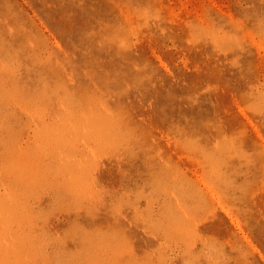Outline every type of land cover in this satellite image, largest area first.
Wrapping results in <instances>:
<instances>
[{
    "label": "rangeland",
    "instance_id": "obj_1",
    "mask_svg": "<svg viewBox=\"0 0 264 264\" xmlns=\"http://www.w3.org/2000/svg\"><path fill=\"white\" fill-rule=\"evenodd\" d=\"M0 264H264V0H0Z\"/></svg>",
    "mask_w": 264,
    "mask_h": 264
}]
</instances>
